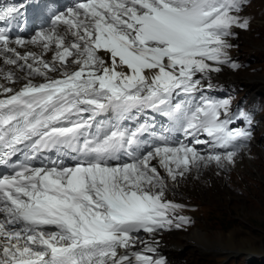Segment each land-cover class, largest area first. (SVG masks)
Wrapping results in <instances>:
<instances>
[{
  "label": "snow or ice",
  "instance_id": "snow-or-ice-1",
  "mask_svg": "<svg viewBox=\"0 0 264 264\" xmlns=\"http://www.w3.org/2000/svg\"><path fill=\"white\" fill-rule=\"evenodd\" d=\"M22 7L0 0L3 64L25 73L2 75L18 88L0 83V166L12 168L0 178V264H166L147 241L135 250L140 232L189 222L163 200L166 179L234 163L250 136L230 126L228 100L196 99L198 74L237 67L227 38L249 26L240 0H78L30 41L8 27ZM28 43L55 44L51 60L21 54Z\"/></svg>",
  "mask_w": 264,
  "mask_h": 264
},
{
  "label": "rangeland",
  "instance_id": "rangeland-1",
  "mask_svg": "<svg viewBox=\"0 0 264 264\" xmlns=\"http://www.w3.org/2000/svg\"><path fill=\"white\" fill-rule=\"evenodd\" d=\"M242 2L245 4L239 15L249 26L246 29L233 27L232 35L227 38L230 45L227 54L237 67L218 65L221 72L234 80L217 84L224 86L231 103L235 100L245 108L253 107L254 114L261 115V123H264V0ZM202 78L205 74L199 77L204 86ZM253 130V137L243 147L249 153L248 160L241 157L237 166H218V171L210 167L211 164L199 166L202 170L205 166L210 167L207 168L208 175L220 179L216 186L205 182L198 188L183 187L181 183L166 186L164 193L175 200L173 203L183 206L177 208L175 214L187 217L189 221L179 228L172 226L155 233L164 239L165 235H172L186 243L181 254L167 264H264V129L254 127ZM199 150L204 154L208 152L205 147ZM160 171L163 175L162 169ZM180 177L185 178V174ZM199 191H203L202 198H196ZM196 226L223 236L233 230L235 244L245 246V249L229 251L222 248L228 245L225 240L218 243L201 239L194 245L192 240L186 239V233ZM147 235L143 232L139 238ZM173 248L170 247L171 252L175 253Z\"/></svg>",
  "mask_w": 264,
  "mask_h": 264
},
{
  "label": "bare ground",
  "instance_id": "bare-ground-1",
  "mask_svg": "<svg viewBox=\"0 0 264 264\" xmlns=\"http://www.w3.org/2000/svg\"><path fill=\"white\" fill-rule=\"evenodd\" d=\"M25 41H30V40L28 39V40H25ZM70 42L71 41L69 40V43ZM19 50L21 51V54H23L26 51H31V52H36L38 55L42 54L45 59L51 60V56L55 52V44H52L50 46V50L48 52H43L42 46L34 45V44H31V43L26 44V46L21 47ZM101 54L104 55L103 53H101ZM4 59H5V57L3 56V54H0V83L5 84L6 86H12V87H17L18 88L20 86L21 80H17V81H15L13 83V82H10V81L3 80L2 79V75L4 73L8 72V71H13L14 73L19 75L20 77H23V75L25 73L19 72V70L15 66L3 64V60ZM106 59H107V57H106ZM213 66L214 67H219L221 69V66H218V65H215V64ZM49 75L51 77H53V78H57L58 77L57 73H51L50 72ZM199 75L200 74H198L197 76H199ZM203 80H205V85L204 86H207L209 84H217V83H219V81L234 80V77H228L227 74H225L224 72H221V70H220L218 72L213 71V72L206 73L205 74V78ZM41 81H42V78H40V77H36L35 78V82H41ZM254 117H255V122H256L255 128L263 130L264 129V125H263L264 123L263 122H262L263 124L261 123V121H262L261 120V115L255 113ZM196 147H197L198 150L201 149L202 147H205L208 150L207 145L196 146ZM248 154L249 153H248L247 149L246 148H244V149L242 148L240 153H237V155L235 157V162L232 163V164H229V166H232V167L234 165L237 166L239 164V159L241 157H245L246 160H248ZM153 163H156V162L153 161ZM210 167H212V168H214L215 170L218 171V165L215 162L211 163ZM210 167L205 166V168H206L205 170L200 169V167H193L190 171L185 173V178H181L179 176L175 181H172L170 179H166V185L170 187L172 185H176V184L181 183L180 185H183V187L196 186L198 188V187H200L199 185L202 184V182H205V183L209 184L210 186H216L217 183L220 182V179L218 178L216 180L215 178H212L211 175H208V169L207 168H210ZM162 172H163V170H162ZM163 175H166V174L163 172ZM202 192L203 191H199L197 193V197L196 198H202L201 197L202 194H203ZM163 200L164 201L175 202V200L173 198H171L170 195H167V193H163ZM234 235H235V231H233V230L230 231L228 234L223 236V234H221V233H217L216 235L215 234H210L207 231H205L204 229H202L200 226H196V227L190 229L188 231V233H186V239L192 240V244H194V245L199 244V241L201 239L207 240V241H214V242H218V243L222 242L223 240H225L228 243V245H227V247H222V248H226L229 251H239V250L242 251V250H244L245 246L242 247V246H239V245L235 244ZM165 237L166 238L164 239L159 234H149V235L145 236L144 238H138L136 248L137 247H142L140 245V241H147L150 244L151 247L156 249L155 252L151 253V255L154 258H158L159 256H162V257L166 258V263L171 262V261L174 260L175 257H177V256H179L181 254V250H182V248H184V245L186 243L176 239L172 235L171 236L165 235ZM167 241H169V242L167 243ZM171 244H173V245H171ZM170 247H174L173 250H176V252L175 253L171 252L172 249H170ZM166 248H167V250H166ZM121 251H123V250H121Z\"/></svg>",
  "mask_w": 264,
  "mask_h": 264
},
{
  "label": "trees",
  "instance_id": "trees-1",
  "mask_svg": "<svg viewBox=\"0 0 264 264\" xmlns=\"http://www.w3.org/2000/svg\"><path fill=\"white\" fill-rule=\"evenodd\" d=\"M140 234H143V232H141Z\"/></svg>",
  "mask_w": 264,
  "mask_h": 264
}]
</instances>
